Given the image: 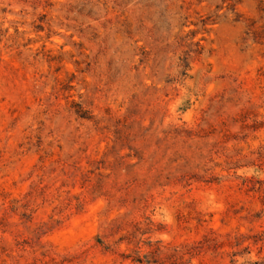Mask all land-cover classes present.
I'll return each instance as SVG.
<instances>
[{"label":"rangeland","instance_id":"obj_1","mask_svg":"<svg viewBox=\"0 0 264 264\" xmlns=\"http://www.w3.org/2000/svg\"><path fill=\"white\" fill-rule=\"evenodd\" d=\"M59 1L0 0V264H135L116 242L136 222L164 244L215 229L192 264H264V49L246 23L191 38L209 1Z\"/></svg>","mask_w":264,"mask_h":264},{"label":"trees","instance_id":"obj_2","mask_svg":"<svg viewBox=\"0 0 264 264\" xmlns=\"http://www.w3.org/2000/svg\"><path fill=\"white\" fill-rule=\"evenodd\" d=\"M206 1L216 6V15L214 18H202L200 21L193 22L197 27L192 28L188 32L191 38H195L203 31L208 32L210 30L209 25L215 26L220 22L222 17L226 18L230 14H234L235 21H244L246 23V39L253 40L264 49V0H255L258 18L253 16L245 20L243 19L245 18V14L239 9V5L244 0H197V3L200 5ZM58 2L61 3L59 0ZM184 26H186V23ZM40 30H45V26H37V31ZM47 37L50 38L51 35ZM192 43L202 46L201 41ZM151 223L153 224V222ZM152 234L153 230L150 231V229L143 227L141 222H136L134 228L122 235L116 242V244L126 243L128 246L134 245L133 253L135 252L136 255L132 256L133 254L131 253H122L123 260L132 257L135 264H192L194 258L207 253L212 246L218 243L217 231L213 228L209 229L203 239L194 242H184L182 244H164L162 240H154ZM241 237L244 238L245 236L241 234ZM115 250L114 246L111 247V245H108V251L116 252ZM201 263L205 264L203 261Z\"/></svg>","mask_w":264,"mask_h":264}]
</instances>
